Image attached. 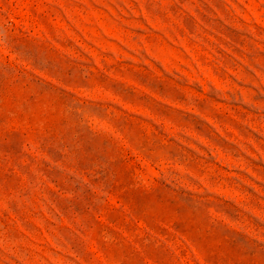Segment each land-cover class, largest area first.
Segmentation results:
<instances>
[{
	"label": "rangeland",
	"instance_id": "rangeland-1",
	"mask_svg": "<svg viewBox=\"0 0 264 264\" xmlns=\"http://www.w3.org/2000/svg\"><path fill=\"white\" fill-rule=\"evenodd\" d=\"M0 264H264V0H0Z\"/></svg>",
	"mask_w": 264,
	"mask_h": 264
}]
</instances>
